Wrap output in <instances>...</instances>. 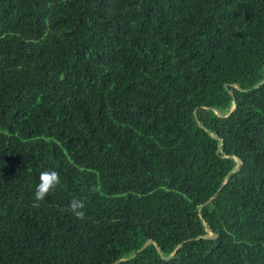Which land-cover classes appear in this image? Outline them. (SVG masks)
<instances>
[{
    "label": "trees",
    "instance_id": "1",
    "mask_svg": "<svg viewBox=\"0 0 264 264\" xmlns=\"http://www.w3.org/2000/svg\"><path fill=\"white\" fill-rule=\"evenodd\" d=\"M0 264H264V0H0Z\"/></svg>",
    "mask_w": 264,
    "mask_h": 264
},
{
    "label": "clouds",
    "instance_id": "2",
    "mask_svg": "<svg viewBox=\"0 0 264 264\" xmlns=\"http://www.w3.org/2000/svg\"><path fill=\"white\" fill-rule=\"evenodd\" d=\"M60 184V174L55 170L42 171L39 175V183L37 184L34 196L37 201H44L49 193ZM84 202L81 199L73 198L68 210L74 215L76 219L84 220L85 212Z\"/></svg>",
    "mask_w": 264,
    "mask_h": 264
},
{
    "label": "water",
    "instance_id": "3",
    "mask_svg": "<svg viewBox=\"0 0 264 264\" xmlns=\"http://www.w3.org/2000/svg\"><path fill=\"white\" fill-rule=\"evenodd\" d=\"M258 86H259V85H257L256 87H258ZM234 109H235V104H233V106H232V111H233ZM215 113H216L217 115H219L217 111H215ZM237 167H238V165H236L234 168H237ZM212 198H214V196L211 197L207 202L211 201ZM205 203H206V202H205ZM209 236H212V233H210ZM152 242H153V241L149 239L147 242H145V244L142 246L141 249H143L145 246H148V245H149L150 243H152ZM155 246L157 247L156 244H155ZM141 249H139V251H140ZM176 250H177V249H176ZM176 250H175L172 254H170L168 257H169V258L172 257V256L175 254ZM120 260H122V259H120ZM120 260H119V261H120Z\"/></svg>",
    "mask_w": 264,
    "mask_h": 264
}]
</instances>
